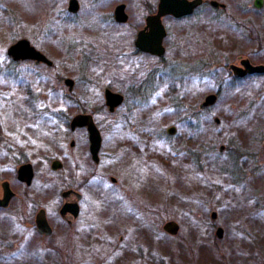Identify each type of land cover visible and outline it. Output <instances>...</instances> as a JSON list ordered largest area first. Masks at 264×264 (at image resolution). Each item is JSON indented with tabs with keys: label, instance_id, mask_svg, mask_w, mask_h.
Wrapping results in <instances>:
<instances>
[{
	"label": "rangeland",
	"instance_id": "374dc122",
	"mask_svg": "<svg viewBox=\"0 0 264 264\" xmlns=\"http://www.w3.org/2000/svg\"><path fill=\"white\" fill-rule=\"evenodd\" d=\"M78 1L72 13L69 0H0L1 132L12 149L41 157L44 172L61 159L63 167L44 186L85 192L73 263L261 264L264 74L232 82L228 66L241 57L264 64V0L261 8L254 0H218L228 4L219 13L223 22L204 17L200 39L177 35L180 45H165L162 59L137 52L138 28L115 27L108 17L125 3L140 18L149 1ZM21 38L53 65L13 62L7 49ZM67 77L74 79L72 96ZM106 88L125 95L114 112ZM218 90L216 103L200 109ZM78 113L92 114L102 133L99 163L86 129H70ZM171 126L174 134L167 133ZM168 220L179 223L177 235L163 230ZM20 248L0 250V264L67 260Z\"/></svg>",
	"mask_w": 264,
	"mask_h": 264
},
{
	"label": "flooded vegetation",
	"instance_id": "af4514ba",
	"mask_svg": "<svg viewBox=\"0 0 264 264\" xmlns=\"http://www.w3.org/2000/svg\"><path fill=\"white\" fill-rule=\"evenodd\" d=\"M146 1H149L145 4L147 7V12L144 16H140V18L137 17L136 19L130 15L127 12L125 3H118L115 6L116 8L119 4H125V13L127 14L125 21H118L116 19L115 8L112 15H109L108 17L110 22H112L115 27L127 25V27L130 28L134 27L133 29L138 28L133 40V45H135L137 52L155 56L160 59H162L166 54L165 45H180L177 35L187 34L189 41H191V39L198 41L200 39V33L203 29V24L205 21L204 17L209 18L215 24L222 23V20L225 19V15L223 19V15L219 13L228 9L227 3L220 2L218 0H200L188 13H184L183 15L179 16H176L173 13L163 15L161 17V22L165 29V36L163 38L165 52L163 56H158L152 52L144 51L136 46L138 35L141 31L145 32L146 35L151 34L152 29L148 25V18L149 16L157 14L159 10L160 0ZM189 1L192 2L195 0ZM214 1H218L220 4L216 5L213 3ZM186 9L189 8L186 7ZM68 10L72 13H75L79 9L77 11H71L69 9L68 2ZM202 10H204L205 14L202 12ZM212 12H215V14L213 15ZM248 12L249 11H247L245 8L241 12V15H243L244 18V27L250 25V16ZM238 24L241 25V22H238ZM14 43L10 44V46ZM9 47L7 49V55L13 62L33 61L36 64L43 63L47 66L53 65L52 60V64H48L46 62H37L36 60L29 58L15 60L8 52ZM242 59L245 58L241 57L238 63H231L228 66L231 79L232 77H235L237 79L243 80L250 75H254L247 74L243 77H237L234 74V71L230 68V66L232 64L242 66ZM219 67L221 66L217 64L212 67V70H216ZM68 92L69 95L72 96V91L68 90ZM120 94L123 96V101L121 103L123 104L125 101V95L122 93ZM216 94H219L218 91ZM171 127H174L175 130L172 133H169L167 129L168 134H174L176 132V127ZM82 128L86 129L89 152L92 157L89 131L87 127L78 126L75 129L70 127L72 132ZM1 130H3V128H0V250H4L3 253H12L16 251V249H21L20 247H23L25 252H30V254L36 256L39 255V253L41 255L47 256L50 253L55 252L56 254L67 256L66 262L62 264H74L72 258L75 257L74 255L76 253V235L81 236L84 230L81 225V219L85 220L83 217L84 203L86 201L85 192L77 186L64 188L61 192L58 191L53 185L44 186V181L48 182L51 178L50 173H54L63 167V162L61 159H53L48 166V170L44 172L42 168L43 160L41 157H28L27 153H25L23 149H19L17 151L9 147L7 144V138L4 135L5 132L3 133ZM70 146L75 148L76 141L74 139L70 141ZM100 151L99 161L95 162L93 160L95 163L100 162ZM55 161L60 162L61 166L59 168L54 169ZM27 164H29L31 167H26L25 169H22L21 172V167ZM111 181L115 183L117 178L111 176ZM218 228L219 226L216 228V231ZM179 231L180 225L178 233ZM65 253L67 254L65 255Z\"/></svg>",
	"mask_w": 264,
	"mask_h": 264
},
{
	"label": "water",
	"instance_id": "95a60500",
	"mask_svg": "<svg viewBox=\"0 0 264 264\" xmlns=\"http://www.w3.org/2000/svg\"><path fill=\"white\" fill-rule=\"evenodd\" d=\"M200 0L189 1V0H160L158 13L149 16L148 25L151 27V34L146 35L145 32L141 31L138 35L137 39V47L144 51L152 52L158 56H163L165 52V48L163 46V38L165 36V29L161 22V17L168 13H173L176 16L183 15L184 13L190 12L193 7ZM216 5L220 3L218 1H214ZM256 8H261L263 4V0H255L254 2ZM188 7L189 9H186ZM69 9L71 11H77L79 9V1L78 0H70L69 1ZM115 16L118 21H125L127 18V14L125 13V4H119L115 8ZM9 54L15 60L19 59H33L37 62H46L48 64H52V61L40 50L31 45L30 41L27 38H21L17 40L13 45L9 47ZM242 66L232 64L230 68L234 71V74L237 77H243L247 74H264V64H253L250 59L245 58L241 61ZM65 84L68 86L69 91L73 90L74 79L67 77L64 79ZM105 102L110 112H114L115 109L122 103L123 96L115 92L109 88L104 90ZM218 99V95L216 93H209L205 96L204 100L200 104V108H206L211 105H214ZM218 122L219 119H216ZM78 126H86L89 131L90 138V149L92 153V158L95 162L99 161V151L102 143L101 133L93 119V116L89 113H79L76 114L71 120L70 127L75 129ZM175 130L174 127L168 128V132L172 133ZM223 146L220 147V150H223ZM60 162L55 161L54 169L59 168ZM26 167H31L29 164L23 165L22 169ZM211 218H216V211L211 212ZM163 229L172 234L176 235L179 230V224L170 220L167 221L163 225ZM222 228L219 227L216 231L217 236H222ZM264 264V261L261 263Z\"/></svg>",
	"mask_w": 264,
	"mask_h": 264
},
{
	"label": "trees",
	"instance_id": "16d2710c",
	"mask_svg": "<svg viewBox=\"0 0 264 264\" xmlns=\"http://www.w3.org/2000/svg\"><path fill=\"white\" fill-rule=\"evenodd\" d=\"M242 79H237V78H235V77H232V79H231V81L232 82H239V81H241ZM218 93H220V91L218 90ZM199 111V110H198Z\"/></svg>",
	"mask_w": 264,
	"mask_h": 264
}]
</instances>
